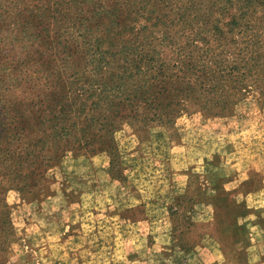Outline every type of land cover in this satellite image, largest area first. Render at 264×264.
<instances>
[{
    "label": "rangeland",
    "instance_id": "obj_1",
    "mask_svg": "<svg viewBox=\"0 0 264 264\" xmlns=\"http://www.w3.org/2000/svg\"><path fill=\"white\" fill-rule=\"evenodd\" d=\"M14 1L17 7L0 0L3 27L19 20L21 0ZM71 4L81 16L67 15L71 31L100 26L97 10L87 24L82 19L90 6ZM258 14L264 50V4ZM259 63L241 92L231 81L214 80L205 101L204 92L190 105L161 98L154 110H144L151 122L138 109L113 105L104 111L105 105L89 103L95 96L84 99L92 115L67 118L66 125L78 129L61 140L51 128L57 95L46 97L41 110L20 109V97L36 101V92L19 88V61L13 63L18 86L6 90L0 84V264L32 262L49 226L75 234L82 230L81 217L112 210L134 228L148 264H190L193 255L213 246L222 252V264H263L264 245L251 248L246 238L264 227V59ZM18 108H28L24 136ZM13 118L17 123L6 129ZM56 142L61 147L53 160ZM84 191H94L91 204L82 199Z\"/></svg>",
    "mask_w": 264,
    "mask_h": 264
},
{
    "label": "trees",
    "instance_id": "obj_2",
    "mask_svg": "<svg viewBox=\"0 0 264 264\" xmlns=\"http://www.w3.org/2000/svg\"><path fill=\"white\" fill-rule=\"evenodd\" d=\"M25 1H18L19 20L8 26L3 27L7 21L0 14V84L6 90L18 86L12 71L19 61V88L36 92V101L20 97V109L38 105L41 110L46 97L57 95L51 106L58 110L53 114L57 123L51 128L59 140L70 128L78 129L67 126V118L92 115L84 99L95 96L89 103L105 105L104 111L113 105L133 113L138 109L151 122L144 110H154L161 98L172 102L177 97L190 105L196 101L191 97L204 92L205 101L214 80L231 81L241 92L264 59L258 32L263 20L258 8L264 0H81L90 6L82 20L90 23L94 10L101 20L95 30L83 25L76 31L65 26L69 14L81 19L72 11L75 0H29L32 4L26 6ZM5 2L18 6L14 0ZM18 43L19 55L13 49ZM40 91L46 95L40 97ZM27 109L19 111L21 135ZM14 119L6 129L17 123ZM60 147L54 143L53 160Z\"/></svg>",
    "mask_w": 264,
    "mask_h": 264
},
{
    "label": "crops",
    "instance_id": "obj_3",
    "mask_svg": "<svg viewBox=\"0 0 264 264\" xmlns=\"http://www.w3.org/2000/svg\"><path fill=\"white\" fill-rule=\"evenodd\" d=\"M84 195L91 204L94 191H84L82 199ZM122 221L112 210L81 217L82 230L75 234L66 229L56 233L49 226L40 233L44 245L33 250V260L26 264H148L134 228ZM246 238L251 248L264 245V227L253 228ZM202 257L206 264H222V252L215 246L193 255L190 264H203Z\"/></svg>",
    "mask_w": 264,
    "mask_h": 264
}]
</instances>
